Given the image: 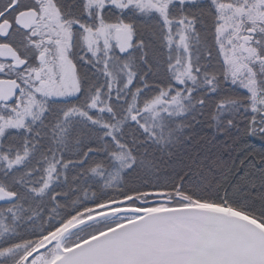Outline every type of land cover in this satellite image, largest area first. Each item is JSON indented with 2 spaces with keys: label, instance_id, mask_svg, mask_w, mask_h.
<instances>
[{
  "label": "rangeland",
  "instance_id": "374dc122",
  "mask_svg": "<svg viewBox=\"0 0 264 264\" xmlns=\"http://www.w3.org/2000/svg\"><path fill=\"white\" fill-rule=\"evenodd\" d=\"M87 3L96 17L91 20L92 28L85 37L84 60L90 63L98 78L95 88H86L88 107L85 104L67 110L63 106V103L78 97L82 83L72 50L73 28L79 22H64L52 7L54 16L51 45L43 46L50 55L49 58H52L46 61L44 78L34 90L38 95L30 94V98L26 99L24 107L18 112H0V135L8 128L20 130L13 145L19 140L24 143L23 146L38 140L33 148L28 149L27 158L23 161L18 151L13 157L3 155L0 151V186L17 196V201L11 206L6 209L0 207V243L9 241V238L20 232L30 231L32 222L43 213L48 196L66 176L68 160L73 153L70 146L72 128L68 124L70 118L75 123H91L116 134L122 125L131 123L132 116L136 114L134 118L137 127L139 125L151 135L155 143L168 150L182 139H187L192 128L203 120L201 91L207 93L216 86L214 89L218 91V95L223 96L225 92L222 89L230 90V101H226L232 104L225 109L226 117L254 113L263 99L254 72L255 58L243 53L240 47L241 35L246 27L253 25L260 29L264 24V0H87ZM201 3L214 6L221 21L219 34L213 42L215 47L219 46L222 56L224 75L219 82L205 72L209 46L204 44L206 34L195 10ZM126 10L133 17H139V21L121 20ZM165 26L167 67L171 83L176 87L163 90L150 104L141 107L137 102L138 91L130 93L125 89L133 83L138 73L136 66L141 60L144 41L148 36L163 32ZM117 29L131 32L127 46L123 45L122 38L117 39ZM152 49L156 60L164 65L158 46L153 44ZM256 59H260V56ZM51 99L55 101L47 106ZM56 111L64 114L60 122L50 126L52 133L48 138L52 152L39 154L38 157L37 151L47 140V113ZM92 112L105 118L94 119ZM116 143L123 146L117 136ZM123 152L122 150L114 155L116 159L125 161L123 165L126 168L128 157ZM143 158L146 163L153 161V156L147 151ZM2 160L7 161L9 168L4 166ZM119 170L112 180L113 186H120L123 181L122 168L119 167ZM100 171L97 169L94 173ZM130 187L133 188V185ZM52 235L28 240L27 249L36 244H44ZM51 258L45 254L33 263L40 259L44 264Z\"/></svg>",
  "mask_w": 264,
  "mask_h": 264
},
{
  "label": "trees",
  "instance_id": "16d2710c",
  "mask_svg": "<svg viewBox=\"0 0 264 264\" xmlns=\"http://www.w3.org/2000/svg\"><path fill=\"white\" fill-rule=\"evenodd\" d=\"M56 1L67 18L79 22V25L74 27L73 52L78 63L82 90L80 98L66 105L82 107L87 102L85 89L98 85L96 72L90 63L84 60L86 30L92 28L91 20L96 14L94 11L86 14L81 0ZM127 10L121 20L139 21V17H133ZM195 10L206 34L204 44L209 46V60L205 72L219 82L224 75L222 56L219 46L215 47L213 42L219 34L221 21L217 9L210 4H198ZM165 38L167 39L166 26L163 32L146 38L141 48L140 63L136 66L138 73L133 83L125 89L130 93L138 91L137 102L141 107L150 104L163 90L176 87L171 83L170 70L167 67ZM153 44L158 46L161 58L165 61L164 65H160L156 60ZM222 91L226 97L224 94L213 96L209 95V92H200L201 99L207 102L203 120L192 128L187 139H182L179 144L168 150L155 143L151 135L139 125L137 127L134 118L136 114L132 116L133 121L122 125L115 135L101 126L70 121V146L73 153L68 160L66 176L55 186L44 203L43 213L32 222L30 231L26 232L28 240H37L58 232L67 225L94 214L95 207L103 203L128 197L149 201L153 197L148 194L158 191L166 192L167 197L172 199L182 196L198 204L231 208L264 224V136L256 129L253 116L238 114L224 119L217 117L219 101L231 98L229 89ZM86 106L88 107V104ZM91 115L94 119L105 118L94 112ZM59 119L57 112L47 114V140L37 151L38 157L39 154L52 152L48 135L52 133L50 126ZM16 136V131L6 134L1 148L8 144V140L13 142ZM116 136L121 139L123 146L116 143ZM37 142L38 140H35L29 144V149ZM122 150L128 157L126 168L123 165L125 161L116 159L114 155ZM146 151L153 156V163L145 162L143 154ZM119 167L122 168L123 181L120 186H113L112 180L118 175ZM97 169L101 171L94 173ZM132 185L133 188L130 187ZM178 205L186 203L175 199L170 205L155 204L145 207ZM129 206L142 207L137 200ZM131 218L132 216H120L91 224L69 237L71 245ZM45 254L47 252L43 253ZM50 256L53 255H48Z\"/></svg>",
  "mask_w": 264,
  "mask_h": 264
},
{
  "label": "water",
  "instance_id": "95a60500",
  "mask_svg": "<svg viewBox=\"0 0 264 264\" xmlns=\"http://www.w3.org/2000/svg\"><path fill=\"white\" fill-rule=\"evenodd\" d=\"M130 36V31H124V46L129 44ZM248 36L244 39H251ZM5 85L12 88L13 95L17 93L15 82L0 81V90ZM3 99L0 93V101ZM148 196L154 199L129 197L98 207V213L53 234L29 253L23 264H29L53 245L56 253L44 264H264V224L259 220L231 208L193 204L182 196L175 199L186 205L145 207L175 201L161 191ZM15 198L0 189V202ZM136 200L142 207L128 206ZM120 216L132 218L64 247V241L76 231Z\"/></svg>",
  "mask_w": 264,
  "mask_h": 264
},
{
  "label": "flooded vegetation",
  "instance_id": "af4514ba",
  "mask_svg": "<svg viewBox=\"0 0 264 264\" xmlns=\"http://www.w3.org/2000/svg\"><path fill=\"white\" fill-rule=\"evenodd\" d=\"M57 2L58 1L56 0H0V81L15 82L18 90L14 95L11 91L12 88L10 86L7 87L8 85H5L0 90V93L5 97V99L0 101V112L8 114L11 112H18L24 107L25 102H27L26 99L30 98V94L38 95L36 92H34V90L35 88L39 87L38 84H40V81L42 78H44L43 75L45 73L44 68L46 61L52 58H49L50 55L47 54L45 52L46 50L43 48V46L45 47L46 45H51V28L53 25L52 18L54 16V14L51 12L52 7L56 9L64 22L73 20L67 18L61 12ZM81 3L86 14L89 15L92 8L89 7L87 0H81ZM88 30H90V28H87L86 34ZM249 30H254L255 33L248 34ZM123 33L124 31L122 29H117L118 40L123 38ZM247 36L251 39H244ZM74 41L75 38L73 39L72 50H74ZM241 41L240 48L242 52L245 54H251L252 58H255L254 61H256L254 62L256 64L254 66V72L257 76V83L260 85L261 91L263 93V99L260 101V107L254 113L252 112L254 115L252 118L256 121V128L264 136V24L262 23V27L260 29L254 28L253 25L246 27L242 32ZM244 44L245 47H243ZM257 56H260V59L257 60ZM206 63L208 65V61H206ZM76 66V70L78 72V63ZM212 79L216 78L212 77ZM214 83L217 85L216 81H214ZM215 87H212L210 92L208 91L209 95L217 96L218 91L214 89ZM218 88L219 86L217 89ZM81 90L82 88L80 85V93L75 99L80 98ZM201 100H203V110L201 113L203 116H205L207 102L204 99ZM53 101L55 100H49L47 106H49V104ZM70 101L72 100H68L67 102L63 103V106L67 108V110L74 108L73 106L66 105V103ZM228 102L229 101H226V99L221 102L219 101L217 108L218 118H228L226 117L227 113L225 112V109L227 105L232 104V102ZM199 108L201 107H198V109ZM56 112L59 113V118L62 119L64 113L59 111ZM252 113H240L239 115L244 114L252 116ZM70 121H73V119L70 118L68 120V124L71 127L72 124H70ZM11 131H16L17 135L20 130L8 128L0 135V151L3 155H9L11 157H13L12 155L18 151L21 153L22 156L20 158L23 161L24 158H27L29 147L28 145L23 146L24 143H22V141L19 140L17 144L13 145V142L8 140V144L5 145L4 148H1L3 137ZM2 161L4 166L8 167L7 161ZM21 167L22 166H20L19 169H21ZM0 189L9 194H13L16 197L12 202H0V207L6 209L17 201V196L6 188L0 186ZM110 202L96 206L94 214L98 213V207ZM96 234L97 233H95V235ZM8 240L9 241L0 243V264H23L27 255L40 246L39 244H36L30 249H27L29 248L26 246L28 238L24 232H20L19 235L9 238ZM63 244L65 248L74 246L71 245V240H69V238H67ZM45 252H47V255H55L56 245H53ZM39 256L42 255H38L32 259L29 264H43V261L40 259L36 263H33L38 259Z\"/></svg>",
  "mask_w": 264,
  "mask_h": 264
}]
</instances>
